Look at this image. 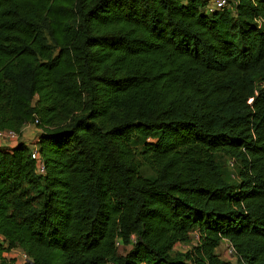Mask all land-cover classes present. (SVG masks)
<instances>
[{
    "label": "trees",
    "instance_id": "trees-1",
    "mask_svg": "<svg viewBox=\"0 0 264 264\" xmlns=\"http://www.w3.org/2000/svg\"><path fill=\"white\" fill-rule=\"evenodd\" d=\"M207 4L0 0V264H264V0Z\"/></svg>",
    "mask_w": 264,
    "mask_h": 264
},
{
    "label": "built area",
    "instance_id": "built-area-1",
    "mask_svg": "<svg viewBox=\"0 0 264 264\" xmlns=\"http://www.w3.org/2000/svg\"><path fill=\"white\" fill-rule=\"evenodd\" d=\"M230 6H231L230 0H208V4L206 5V11L212 12V11H216V10H223V9L230 7ZM38 123H39V119L36 118L33 122L27 123L26 126L37 127ZM21 138L22 137L20 136V134L14 130L0 129V145H4V144H7V145L14 144L15 145L20 140H22ZM37 140H38V135L36 137H34V139L32 141H30L31 144L33 145V147H32V158H34L36 160L38 173L43 174V173H45L46 168H45V164H44L43 160L41 159V157L39 155V150H38L39 148H38ZM226 243H227L228 253L231 256L236 257V250H235L234 246L228 240H226ZM12 249H17V248H11L9 250V252H11ZM30 259H31L30 255L27 252H25L24 250L20 249V252L16 256H13L12 259H10V260H13L12 264H27L30 261Z\"/></svg>",
    "mask_w": 264,
    "mask_h": 264
},
{
    "label": "rangeland",
    "instance_id": "rangeland-1",
    "mask_svg": "<svg viewBox=\"0 0 264 264\" xmlns=\"http://www.w3.org/2000/svg\"><path fill=\"white\" fill-rule=\"evenodd\" d=\"M221 161H222V163H224V158ZM227 170H228V172H230L232 174H233V172H235V174L237 175V168L236 167L230 165L229 167L227 166ZM176 249L186 250V249H188V246L186 244H178L176 246ZM216 251L222 258H224L226 260H231L232 262H236V260H237V258L235 256H231L228 253L226 242H222ZM19 252H20V248L12 249L11 252L6 254V256H8V258L12 259V257L16 256ZM234 264H236V263H234Z\"/></svg>",
    "mask_w": 264,
    "mask_h": 264
},
{
    "label": "crops",
    "instance_id": "crops-1",
    "mask_svg": "<svg viewBox=\"0 0 264 264\" xmlns=\"http://www.w3.org/2000/svg\"><path fill=\"white\" fill-rule=\"evenodd\" d=\"M40 133V129H38L35 126H24L23 127V140L26 142H30ZM4 146H14V144H4ZM1 239V237H0ZM222 242H226V239H224Z\"/></svg>",
    "mask_w": 264,
    "mask_h": 264
}]
</instances>
